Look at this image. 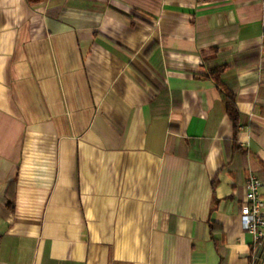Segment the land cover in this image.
Returning a JSON list of instances; mask_svg holds the SVG:
<instances>
[{"label":"crops","instance_id":"obj_1","mask_svg":"<svg viewBox=\"0 0 264 264\" xmlns=\"http://www.w3.org/2000/svg\"><path fill=\"white\" fill-rule=\"evenodd\" d=\"M250 175L264 0H0V264H264Z\"/></svg>","mask_w":264,"mask_h":264},{"label":"built area","instance_id":"obj_2","mask_svg":"<svg viewBox=\"0 0 264 264\" xmlns=\"http://www.w3.org/2000/svg\"><path fill=\"white\" fill-rule=\"evenodd\" d=\"M247 200L243 204L240 220L243 230L251 233L255 240H264V196L261 195L262 181L250 175L245 183Z\"/></svg>","mask_w":264,"mask_h":264},{"label":"trees","instance_id":"obj_3","mask_svg":"<svg viewBox=\"0 0 264 264\" xmlns=\"http://www.w3.org/2000/svg\"><path fill=\"white\" fill-rule=\"evenodd\" d=\"M210 75H212V72ZM215 81H216L217 85L219 86V88L221 89L222 97H223V100L225 102L227 112H228L229 116L231 117V119L233 120L235 129H237L239 126V123H240L241 114H240L238 107H237V104H236L235 95H234V93H232L228 90H224L222 88V84L218 78H215Z\"/></svg>","mask_w":264,"mask_h":264}]
</instances>
